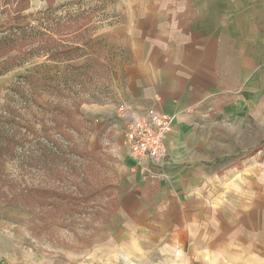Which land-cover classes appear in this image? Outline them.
<instances>
[{
    "label": "rangeland",
    "instance_id": "rangeland-1",
    "mask_svg": "<svg viewBox=\"0 0 264 264\" xmlns=\"http://www.w3.org/2000/svg\"><path fill=\"white\" fill-rule=\"evenodd\" d=\"M50 1L48 7L45 0H27L17 21L4 13L13 5L0 0V126L12 110L10 133L23 145L0 166V264H155L152 244L115 215L121 195L110 159L86 153L87 107L109 105L120 115L124 106L128 112L117 92L128 50L114 28L129 21L130 0ZM63 51L74 59L65 60ZM230 93L197 115L204 117L199 161L237 157L197 165L206 173L207 205L214 212L264 211V150L246 157L264 142V83L248 98L235 100L244 97L240 90ZM166 157L169 165L167 148ZM34 189L37 196L26 194ZM52 193L66 195V202Z\"/></svg>",
    "mask_w": 264,
    "mask_h": 264
},
{
    "label": "crops",
    "instance_id": "crops-1",
    "mask_svg": "<svg viewBox=\"0 0 264 264\" xmlns=\"http://www.w3.org/2000/svg\"><path fill=\"white\" fill-rule=\"evenodd\" d=\"M128 7L129 21L114 28L128 50L119 99L132 117L152 110L174 123L170 164L150 181L124 145L115 108L84 110L87 149L106 155L116 173L115 215L152 244L155 264H264V211L209 210L206 173L197 166H219L199 161L203 105L262 88L264 0H130Z\"/></svg>",
    "mask_w": 264,
    "mask_h": 264
},
{
    "label": "built area",
    "instance_id": "built-area-1",
    "mask_svg": "<svg viewBox=\"0 0 264 264\" xmlns=\"http://www.w3.org/2000/svg\"><path fill=\"white\" fill-rule=\"evenodd\" d=\"M119 112V116L125 121L124 145L143 173L142 177L150 181L162 177L163 170L168 165L166 141L174 116L160 115L148 110L129 119V110L127 112L124 106L119 108Z\"/></svg>",
    "mask_w": 264,
    "mask_h": 264
},
{
    "label": "trees",
    "instance_id": "trees-1",
    "mask_svg": "<svg viewBox=\"0 0 264 264\" xmlns=\"http://www.w3.org/2000/svg\"><path fill=\"white\" fill-rule=\"evenodd\" d=\"M45 1L48 3V7L52 5V2L50 0H45ZM13 2H14V4H13ZM26 2H27V0H4V3L12 4L14 7L11 11L9 10V8L7 10V8L5 7L4 13H6V14L9 13L10 16L13 15L14 19L19 21L20 18H22V16H20L21 13L27 8ZM1 48H2V46H0V50H1ZM1 51H4V50H1ZM59 55H62V56L64 55L65 60H67V61L74 59V58H72V56H70V54H68L67 51L60 52ZM77 57H79V56H77ZM15 117H16V115H14L13 111L11 110V111L7 112V117L1 118V121L3 123L0 126V166L2 165V163L4 161L15 159L16 151L21 149L23 146L21 141L20 140L18 141L16 139V134L12 133V132L10 133L11 128L15 124ZM9 123H12V125H10L8 127L7 124H9ZM62 136H63V138L65 137V139H67L65 135H62ZM263 143L264 142L260 143V144H262V146H259V147L256 146L257 148H255L253 150L250 149L248 152H246V157H252L253 155H255V152H259L261 150H264V144ZM70 152L75 154V155L78 154L75 146L71 147ZM58 153L61 156H64V154L62 152L57 151V154ZM86 153L88 156H90L92 158L93 154L91 152L86 151ZM236 158L237 157L232 156L231 158L216 159L214 161V163H215V165L225 164L228 160H234ZM89 165H91L90 170L93 171V170L97 169L98 164H89ZM104 189H105V187H101L100 189H93L92 188L93 192H91V194L88 193L89 196L87 198H85L84 200L88 201L89 199L93 198L94 196H97L98 194H100V192L103 191ZM114 189L117 191L119 190V188L116 186H114ZM39 192H40V190L34 189V190H28L26 194L28 196L29 195H36V194H39ZM20 193L25 194V191H20ZM55 195L56 194L52 193V196H50V198L57 197L61 201L66 202V199H67L66 195H57V196H55ZM23 196H25V195H23ZM23 196H21V197H23ZM36 196L32 197L31 201L34 204L38 205L40 203V198H37ZM76 200H77V198H72V201L76 202ZM51 206L53 207V204ZM117 206H118V204H117Z\"/></svg>",
    "mask_w": 264,
    "mask_h": 264
}]
</instances>
